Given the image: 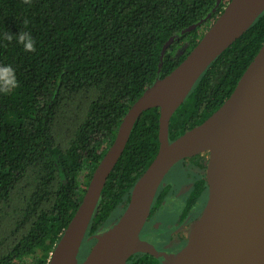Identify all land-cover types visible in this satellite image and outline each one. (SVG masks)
<instances>
[{
    "label": "trees",
    "instance_id": "obj_1",
    "mask_svg": "<svg viewBox=\"0 0 264 264\" xmlns=\"http://www.w3.org/2000/svg\"><path fill=\"white\" fill-rule=\"evenodd\" d=\"M229 1L0 0V66L10 65L18 82L0 92V264L48 263L130 105L183 60ZM20 31L31 33L35 52H26L15 36L5 39ZM263 42L264 10L197 78L170 118V141L226 100ZM159 116V107H151L135 121L101 191L79 261L95 234L121 215L155 158ZM180 162L190 188L177 196L164 177L151 206L149 222L159 221L152 231L163 232L164 240L187 216L199 215L208 196L207 157ZM178 197L183 205L168 217L164 207ZM164 260L136 252L126 264Z\"/></svg>",
    "mask_w": 264,
    "mask_h": 264
},
{
    "label": "water",
    "instance_id": "obj_2",
    "mask_svg": "<svg viewBox=\"0 0 264 264\" xmlns=\"http://www.w3.org/2000/svg\"><path fill=\"white\" fill-rule=\"evenodd\" d=\"M263 10L264 0H230L183 60L130 105L47 264L84 261H79V250L108 175L137 118L156 106L160 109L158 152L135 182L121 215L108 229L112 249L102 264H126L136 252L164 255L167 264L175 253L167 256L160 252L141 238V230L156 191L171 167L205 151L208 196L193 228L197 234L192 238L190 234L181 248L189 250L190 242L195 241L187 264H264V42L231 94L213 113L173 141L168 135L172 114L197 78ZM190 131L192 139L180 143L179 139Z\"/></svg>",
    "mask_w": 264,
    "mask_h": 264
},
{
    "label": "rangeland",
    "instance_id": "obj_3",
    "mask_svg": "<svg viewBox=\"0 0 264 264\" xmlns=\"http://www.w3.org/2000/svg\"><path fill=\"white\" fill-rule=\"evenodd\" d=\"M203 155L208 156V152L205 151V152H202ZM206 156V157H207ZM187 159V158H186ZM181 161V160H180ZM180 161H177L172 167L171 169L168 171V173L165 175L166 179L170 180L173 184H174V187H175V194L178 196L182 193H185V191H187V188L190 186V183L191 181L190 180H187V181H183V179L185 178V175L186 173H184L181 168H183V166H179L181 164ZM185 164V166H188L190 165V162L188 160H186V162L183 163V165ZM181 167V168H180ZM183 201V198H177L176 201H172L170 200L164 207L165 209V213H167L168 217H172L180 210V207L181 204L183 205L182 203ZM117 215L120 214L119 211H116ZM201 212L199 213V215L195 216V215H192L190 217H188L186 219V221L183 223V228L182 230H180L181 235L177 234L172 240L174 241L173 243H177L179 241H183L182 245L184 246L186 244V242L188 241L189 237H190V234L197 222V219L199 218ZM162 216V215H161ZM119 218V217H118ZM117 220V219H116ZM116 220H113V222L108 225L106 228L110 227L114 222H116ZM157 222L155 221V226H158V224H156ZM104 228V229H106ZM157 228V227H156ZM103 229V230H104ZM102 231V230H101ZM97 232L95 234L96 236V239H97V235L101 232ZM82 251V248L80 247V250H79V254L80 252Z\"/></svg>",
    "mask_w": 264,
    "mask_h": 264
},
{
    "label": "bare ground",
    "instance_id": "obj_4",
    "mask_svg": "<svg viewBox=\"0 0 264 264\" xmlns=\"http://www.w3.org/2000/svg\"><path fill=\"white\" fill-rule=\"evenodd\" d=\"M193 137V132L185 133L180 139V143L186 144ZM110 227L102 230L98 235L96 242L91 247L90 251L86 255L84 261L80 264H102L109 257V254L112 249V238L110 235V231L108 230ZM197 230H193L191 233V238L197 234ZM195 244V241L192 240L190 242V249H180L173 257L167 262V264H187L189 255H193L191 251L192 246ZM186 251H190L187 254Z\"/></svg>",
    "mask_w": 264,
    "mask_h": 264
},
{
    "label": "clouds",
    "instance_id": "obj_5",
    "mask_svg": "<svg viewBox=\"0 0 264 264\" xmlns=\"http://www.w3.org/2000/svg\"><path fill=\"white\" fill-rule=\"evenodd\" d=\"M31 2L32 0H23V3L27 5H31ZM23 23L26 26L28 21L25 20ZM14 36L18 39V43L23 45L26 52L36 51V41L30 32L20 31L17 35H13L10 32L5 33V39L8 41H11ZM17 86L15 70L10 65L0 66V92L7 93Z\"/></svg>",
    "mask_w": 264,
    "mask_h": 264
},
{
    "label": "flooded vegetation",
    "instance_id": "obj_6",
    "mask_svg": "<svg viewBox=\"0 0 264 264\" xmlns=\"http://www.w3.org/2000/svg\"><path fill=\"white\" fill-rule=\"evenodd\" d=\"M206 156H207V154H206ZM207 160H208V156H207ZM207 165V164H206ZM205 174H206V170H205ZM184 181H187V180H184ZM190 186H191V183H190ZM190 186L187 188V190L190 188ZM186 192V191H185ZM182 194H184V193H182ZM151 212V211H150ZM163 216V215H162ZM188 217H190V215L189 216H187L180 224H178L170 233H169V238H168V240H164L163 238H161V236H162V234H163V232L162 233H155L154 231H152L154 228L156 229V227H157V229L159 228V224H158V220H153L152 222H149L150 221V214H149V216H148V218H147V221L145 222V224H144V226H143V228H142V230H141V233H140V236H141V238H143V239H146V240H148L149 242H151V243H153L154 244V246L160 251H165V252H167V253H169V254H171V253H177L182 247H183V245H182V243H183V241H179V242H177V243H173L174 241L172 240L177 234H179V235H181L182 236V234H181V232H180V230H182V228H183V223L186 221V219L188 218ZM155 221L157 222L156 224H158V226H155ZM150 223V224H149ZM147 224H149L148 225V229H145L144 230V228H146V225ZM167 224H168V222H167ZM170 224V223H169ZM144 230V231H143ZM180 247L178 250H176L175 252L174 251H172L173 250V248L174 247ZM173 257V256H172ZM171 257V258H172ZM170 258V259H171ZM170 259H168V261L170 260ZM167 261V262H168Z\"/></svg>",
    "mask_w": 264,
    "mask_h": 264
}]
</instances>
